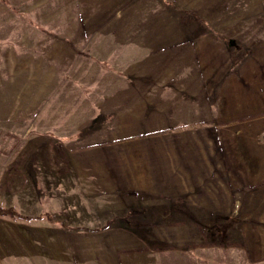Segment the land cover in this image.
<instances>
[{
    "label": "rangeland",
    "instance_id": "1",
    "mask_svg": "<svg viewBox=\"0 0 264 264\" xmlns=\"http://www.w3.org/2000/svg\"><path fill=\"white\" fill-rule=\"evenodd\" d=\"M230 53L242 82L264 76V0H0V207L18 212L8 194L22 190L42 195L44 214L56 221V195L94 184L87 176L97 171L114 174L115 189L124 187L121 174L148 171L161 176L162 193L182 194L190 181L178 178L197 145L189 134L202 129L190 124L203 119L195 92H185L196 79L185 75L217 60L220 75L233 78ZM167 212L155 231L113 221L103 235L78 231L111 233L116 254L155 232L161 241L144 247L167 250L185 220L178 214L169 228ZM18 214L6 217H25ZM202 215L210 228L217 214ZM90 248L99 257L104 244ZM54 251L40 250L51 260Z\"/></svg>",
    "mask_w": 264,
    "mask_h": 264
},
{
    "label": "crops",
    "instance_id": "2",
    "mask_svg": "<svg viewBox=\"0 0 264 264\" xmlns=\"http://www.w3.org/2000/svg\"><path fill=\"white\" fill-rule=\"evenodd\" d=\"M242 47L236 49L246 53ZM230 56L232 72L236 73L233 78L225 77L230 71L220 75L222 62L217 60L190 65L195 70L185 75L196 79L187 84L185 92H195L192 97L200 103L193 109L200 110L203 119L190 124L202 129L189 134L197 145L186 157V172L179 178L173 173L167 176L170 182L176 178L190 181L182 194L175 189L162 193L161 176L148 171L121 174V184L117 185L124 187L120 189L110 188L108 182L114 174L97 171L87 176L94 184L87 188L80 184L78 189L56 195L57 218L52 221L51 215L44 214L47 205H43L42 195L11 190L9 198L26 218L0 216V264H264V76L250 72L251 77L242 82V68L237 71L234 67L240 61L233 62ZM168 146L172 149L173 144ZM83 176L86 174L78 175L79 181ZM165 210L168 215L163 218L169 220V228H174L171 220L178 214L185 217L180 222L183 232L164 241L171 246L167 250L153 246L148 251L144 247L161 241L155 232L148 242L142 239L136 247L116 254L111 233L97 239L78 231L100 230L103 235L110 221L116 229L155 231L161 228ZM202 214H217L210 228ZM231 220L229 238L225 225ZM97 242L104 244L99 257L90 248ZM48 245H55L53 260L40 252Z\"/></svg>",
    "mask_w": 264,
    "mask_h": 264
},
{
    "label": "trees",
    "instance_id": "3",
    "mask_svg": "<svg viewBox=\"0 0 264 264\" xmlns=\"http://www.w3.org/2000/svg\"><path fill=\"white\" fill-rule=\"evenodd\" d=\"M6 2H8V0H5ZM0 215L2 216H6V215H10V216H19L22 217L18 214V212H16L14 209H5V208H1L0 207Z\"/></svg>",
    "mask_w": 264,
    "mask_h": 264
}]
</instances>
